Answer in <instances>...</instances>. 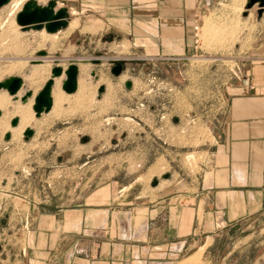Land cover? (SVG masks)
I'll return each mask as SVG.
<instances>
[{"label": "rangeland", "instance_id": "rangeland-1", "mask_svg": "<svg viewBox=\"0 0 264 264\" xmlns=\"http://www.w3.org/2000/svg\"><path fill=\"white\" fill-rule=\"evenodd\" d=\"M85 3L79 0L74 5L78 12L71 13L69 21L78 27L65 37L69 25L55 33L24 31L16 21L20 8L9 3L0 8V81L23 79L16 96L6 89L1 94L10 96L14 104L33 98L34 105L52 76L50 71L45 80L28 86L24 70L39 51L53 58L51 70L78 64L79 83L85 81L91 94L84 104L63 103L62 111H55L53 105L40 116L32 107L36 125L32 124L29 138L23 134L20 139L12 135L7 139L0 127V264H18L20 247L27 232L35 229L37 217L82 203L101 176L130 182L141 175L147 181L164 171L166 160L172 169L199 170L207 156L204 142L211 139L210 120L225 107L227 90L241 83L251 61L264 62V10L260 17L259 5L248 6L249 0H220L196 24L197 44L183 58L153 57L155 50L147 42L140 47L142 41H122L113 26H121L120 21L101 17L98 10L92 12L99 17H93ZM23 63L26 66L20 67ZM118 63L124 69L114 74ZM65 77H59V86L66 94ZM101 77L105 80L99 84ZM128 80L131 88L126 87ZM102 85L105 90L100 93ZM28 91L32 96L23 101ZM1 111L3 118L6 112ZM157 164L162 165L160 170ZM262 226L236 228L215 242L198 243L175 264L195 256L197 260L188 264H264Z\"/></svg>", "mask_w": 264, "mask_h": 264}, {"label": "crops", "instance_id": "crops-1", "mask_svg": "<svg viewBox=\"0 0 264 264\" xmlns=\"http://www.w3.org/2000/svg\"><path fill=\"white\" fill-rule=\"evenodd\" d=\"M77 1L57 3L70 15L78 12ZM84 2L86 10L120 21L113 26L122 41L147 42L153 57L183 58L197 44L196 24L220 0ZM251 63L210 120L199 170L172 169L166 160L164 171L147 181L141 175L130 182L98 177L82 203L37 217L18 264H175L198 243L264 226V62Z\"/></svg>", "mask_w": 264, "mask_h": 264}, {"label": "water", "instance_id": "water-1", "mask_svg": "<svg viewBox=\"0 0 264 264\" xmlns=\"http://www.w3.org/2000/svg\"><path fill=\"white\" fill-rule=\"evenodd\" d=\"M10 0H0V8L8 4ZM258 4L259 16L263 14L264 0H249L248 6ZM17 23L21 28L26 30H43L46 29L49 33H55L59 30L66 28L69 25V11L67 7H58L57 0H50L47 4H41L37 0L27 1L22 10L17 14ZM46 51H39L38 56H46ZM36 62V61H33ZM124 69L122 63L116 64L112 72L114 74H120ZM52 76L43 86L42 90L36 95L33 109L37 116H40L43 112H49L54 104L53 99V87L55 84V78L66 75L63 81V90L66 93H73L78 89L79 84V66L76 63H71L65 69L62 66H54L51 70ZM23 86V79L19 76H13L6 80L0 81V90L6 89L11 95H15ZM126 87H132V81L126 82ZM105 90V86L99 88V92L102 93ZM32 96V92L28 91L25 96L22 97L23 101H26L28 97ZM2 111L0 110V116ZM19 123V117H14L11 120L12 126H17ZM34 133L33 128H27L25 130V137L29 138ZM7 139L11 137V133L7 132Z\"/></svg>", "mask_w": 264, "mask_h": 264}, {"label": "bare ground", "instance_id": "bare-ground-1", "mask_svg": "<svg viewBox=\"0 0 264 264\" xmlns=\"http://www.w3.org/2000/svg\"><path fill=\"white\" fill-rule=\"evenodd\" d=\"M22 1L23 0H10L9 4L12 5V8H20V6L22 4ZM27 1H29V0H27ZM37 2H39V1L37 0ZM207 26H208V24H207ZM19 27H21V26L19 25ZM77 27H78V23L77 22L69 21V26L67 27V29H66L67 31L64 33L63 37H65L66 35L71 34ZM56 38L58 39V37H56ZM61 39H62V37H61ZM54 41H56V39ZM56 43H58V42H56ZM17 46L20 47L22 45L16 44V47ZM54 46H55V43L52 42L51 43V47H52L51 49L52 50L54 49L53 48ZM41 57H44V58H41ZM41 57L39 56L38 58H36V57L30 58V61L32 63H31V65L29 64L30 65L29 67L26 66V63L21 64V66L19 64L20 67L26 66V68L24 70V74H25V78L27 79V83H28L29 87L34 86L37 81L39 82V80H42V79L45 80L46 77L50 76V71H51V66H52V62H53L52 59L53 58L50 59L47 56H41ZM26 60H28V59H26ZM33 61H36V62H33ZM17 66H18V63L16 65V68H17ZM12 67H9V68H12ZM12 70H14V69H11V71ZM57 78H55V87H54L55 89L53 90V99H54V104L53 105H54V110L55 111H62L63 103H68V104H72L73 103L74 104V103H77V102L79 103L80 102L81 104H84L83 101H85L87 99V97H89V95H91V94L88 93L89 91L87 92L88 84L85 81H83V80H81V82L79 83V88H78L77 92L74 95H71V93H66L67 94L66 95L61 90V88H60L61 86H59L61 80L59 79V77H57ZM104 80H105V78L101 77L100 80H98L99 84L102 83ZM87 93L89 95H87ZM33 101H34L33 98H31L25 104H21V103L20 104L19 103L14 104L15 102L14 103L12 102L10 96H8L6 93H3V94L0 93V110H4L6 112L5 115L3 114V116H2L3 118H0V127L3 128V130L5 132L11 131L10 133L12 135V139L14 137H17L18 139H20L21 136L25 133V130L27 128H30L32 126V124L34 123L35 119H34V112H33V109H32ZM14 117H19V123H18L17 126H12L14 128H11L10 127V118H14ZM43 121H45V120H43ZM42 122H39L38 124L41 125ZM200 253H201V251H200ZM197 258L198 257L195 256V257L187 260L186 263H184V261H183V263L184 264L192 263L193 262L192 260H197Z\"/></svg>", "mask_w": 264, "mask_h": 264}]
</instances>
